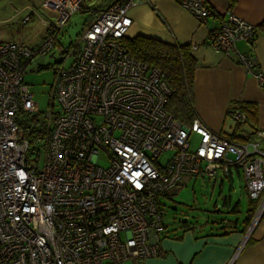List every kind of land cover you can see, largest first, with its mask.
<instances>
[{"label":"built area","instance_id":"1","mask_svg":"<svg viewBox=\"0 0 264 264\" xmlns=\"http://www.w3.org/2000/svg\"><path fill=\"white\" fill-rule=\"evenodd\" d=\"M141 3L118 0L102 8L77 42L63 47L59 34L70 19L93 13L101 2L47 0L48 34L39 46L0 43V264L163 258L160 198L185 179L227 176L233 168L243 172L249 198L259 201L250 232L264 214V131L236 144L198 119L187 127L166 111L165 74L133 58L123 43L130 13ZM182 6L200 24L211 15L206 0H182ZM256 37V26L230 13L210 44L264 88V71L256 72V62L237 47ZM54 51L61 61L43 116L48 134L29 143L17 126L20 111L36 109L24 75L36 58ZM234 120L245 118L235 112ZM193 134L199 137L194 150Z\"/></svg>","mask_w":264,"mask_h":264},{"label":"crops","instance_id":"2","mask_svg":"<svg viewBox=\"0 0 264 264\" xmlns=\"http://www.w3.org/2000/svg\"><path fill=\"white\" fill-rule=\"evenodd\" d=\"M46 1L0 0V43H26L33 48L39 46L48 34L44 23L49 20L44 8ZM116 1L118 0H100V7ZM206 1L211 15L205 24H200L183 8L182 0H142L130 13L133 24L127 38L144 36L191 47L196 60V119L210 130L224 136L232 135L235 132V122L228 114L233 103L241 102L258 106L257 127L259 132L264 131V88L241 64L216 52L210 44L214 28L233 13L257 27L256 41L253 44L240 42L237 47L241 53L256 62V72L264 71V30L261 27L264 23V0ZM32 10L39 14H33ZM27 16L31 20L24 23ZM34 21L41 25L43 31L40 39L35 43H27L15 38L14 34L19 35ZM15 25L18 29L14 28ZM234 172L244 179L243 172L238 168H233L225 177L233 181ZM245 191L247 193L246 183ZM224 203L228 205L231 200L227 202L225 199ZM239 207L237 204L235 213H240ZM228 221L224 224L213 223L210 230L201 228L196 231L195 227H185L175 234L166 232L164 225L160 241L165 257L148 259L144 264H264V214L251 232L246 224L239 227V223ZM226 224H230V227Z\"/></svg>","mask_w":264,"mask_h":264},{"label":"rangeland","instance_id":"3","mask_svg":"<svg viewBox=\"0 0 264 264\" xmlns=\"http://www.w3.org/2000/svg\"><path fill=\"white\" fill-rule=\"evenodd\" d=\"M89 18L91 15L86 13L74 15L59 34L61 46L70 47L71 44H75L84 32ZM14 28L18 29L17 25ZM42 33L41 25L34 21L19 35L14 34V36L18 40L35 43ZM60 61L61 54L54 51L48 56L36 58L25 72V83L30 87L33 95L31 101L36 105L35 114L37 112L40 116H44L50 109L49 94ZM71 63L72 59L68 67ZM58 110L59 106L56 107V111ZM191 141L194 150L199 144V137L193 134ZM168 155L162 156L161 160L164 161ZM225 199L227 202L231 200V203L225 205ZM159 202L162 204L163 224L166 226V232L175 234L181 232L185 223L191 228H197L196 231L201 228L210 230L213 223L222 224L224 220L239 223V227H242L253 201L245 191V180L234 172L233 181L223 175L216 178L185 179L170 193L169 197H162ZM237 204L240 205V213L234 211Z\"/></svg>","mask_w":264,"mask_h":264},{"label":"trees","instance_id":"4","mask_svg":"<svg viewBox=\"0 0 264 264\" xmlns=\"http://www.w3.org/2000/svg\"><path fill=\"white\" fill-rule=\"evenodd\" d=\"M102 8L99 7L93 13H88L91 15V18H89V22H87L85 28L94 21ZM261 27L264 30V23ZM123 43L133 58L151 67H156L165 74L166 82L171 90V94L166 99L165 109L185 126L191 127L197 118L194 107L196 60L191 53V47L188 45H173L144 36H138L133 39L125 38ZM235 112H240L245 120L236 122L234 120ZM228 115L235 122V132L228 136L220 134L223 138L236 144L249 143L256 138L259 132L257 127L258 106L256 104L233 103ZM17 126L20 140L29 143L43 142L44 137L48 134L47 123L43 119V115L40 116V113L35 114L20 111L17 115ZM247 129L250 131H247ZM38 147L41 149L43 146L39 145ZM166 197H169V195ZM258 205L259 201L252 202L251 209L248 211V217L244 222L246 226L250 227ZM159 208L162 212L161 203ZM228 223L235 224L232 221H228ZM226 225L230 227V224ZM185 227L188 228L189 225L185 223Z\"/></svg>","mask_w":264,"mask_h":264}]
</instances>
